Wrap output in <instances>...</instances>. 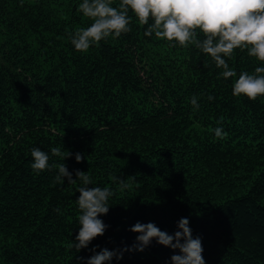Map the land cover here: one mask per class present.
Wrapping results in <instances>:
<instances>
[{"label": "trees", "instance_id": "trees-1", "mask_svg": "<svg viewBox=\"0 0 264 264\" xmlns=\"http://www.w3.org/2000/svg\"><path fill=\"white\" fill-rule=\"evenodd\" d=\"M82 2L0 0V264H86L93 248L131 247L138 221L171 235L181 218L206 264H264V95H233L240 73L264 62L236 49L225 59L237 75L225 79L195 45L146 36L131 9L130 32L79 52L71 36L93 23ZM33 148L113 191L100 217L109 227L87 249L73 247L81 182L57 183V168L37 174ZM174 254L153 239L111 264H171Z\"/></svg>", "mask_w": 264, "mask_h": 264}, {"label": "clouds", "instance_id": "clouds-1", "mask_svg": "<svg viewBox=\"0 0 264 264\" xmlns=\"http://www.w3.org/2000/svg\"><path fill=\"white\" fill-rule=\"evenodd\" d=\"M111 2L112 0H83L79 4L77 10L91 18L93 23L71 36L75 50L86 52L90 46L109 36L118 38L122 33L130 32L131 17L128 16V11L131 9L139 23L147 26L146 36L154 34L157 38L174 41L171 45L173 47L176 44L182 47L195 45L212 58L217 68L223 69L221 75L225 79L237 75L225 59L231 58L236 49H247L249 56L264 62V0H121L118 8L112 7ZM197 30L203 34V39L198 38ZM255 73L256 75L240 73L233 85L234 96L244 95L255 100L264 95V67H257ZM208 99L212 100L213 97L209 96ZM191 103L194 109H199L197 97L193 96ZM214 134L220 139L228 135L222 127H216ZM51 154L63 160L73 155L68 151L62 152L60 147L51 148ZM31 156V167L37 174L46 169L57 168V183L63 184L65 179L69 184H75L77 179L81 182L76 202L82 214L79 216L80 227L73 247L77 252L87 249L109 227L100 217L108 214V201L113 191L108 187H89L91 177L81 170H76V179H73L65 163L50 165L48 153L40 148H33ZM83 159L81 153L75 154L78 163ZM120 187H128L124 179L120 180ZM55 210L59 212V209ZM177 228L170 235L152 222L145 224L138 221L129 229L138 234L131 247L123 250L102 248L99 252L93 248V255L87 259L86 264H111L114 257L122 259L123 251H144L153 239L160 245L179 250V254L171 256V264H206L202 255V240L199 236L193 238L189 220L181 218Z\"/></svg>", "mask_w": 264, "mask_h": 264}]
</instances>
